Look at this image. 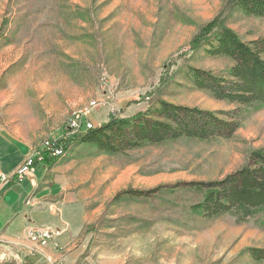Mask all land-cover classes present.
<instances>
[{
	"label": "rangeland",
	"instance_id": "1",
	"mask_svg": "<svg viewBox=\"0 0 264 264\" xmlns=\"http://www.w3.org/2000/svg\"><path fill=\"white\" fill-rule=\"evenodd\" d=\"M216 16L227 18L245 39L264 35V21L243 15L231 0H0V28L8 36L0 43V66L6 67L0 87L7 95L0 124L31 146L24 161L48 139L82 133L87 121L95 127L110 115L132 116L159 99L235 111L238 105L193 87L181 72L188 65L217 73L230 67L229 60L190 46ZM76 113H82L79 125L84 122L78 130L71 126ZM263 146L264 106L247 110L230 138H182L118 155L72 148L49 165L35 193L65 178L62 196L81 194L73 212L65 211L80 216L72 228L80 219L81 231L64 245L62 236L72 230L67 223L41 224L60 233L58 246L40 247L29 239L24 222L29 244L0 241V264H103L101 256L110 251V264H254L245 254L249 247H264V226L257 219L264 213L242 222L231 214L199 222L192 216L198 195L189 194L187 203L179 189L192 180L223 178ZM2 153L5 170L22 158L19 152ZM43 163L36 164V177L14 183L9 198L16 200L0 207V231L11 212L32 201L28 195L43 177ZM3 173L4 184L15 178V172ZM52 186L39 194L59 191ZM157 187L177 191H160L151 202L138 194ZM59 200L60 194L47 211L61 215ZM41 217L53 219L50 213ZM16 224L9 227L21 226ZM49 246L53 256L46 252Z\"/></svg>",
	"mask_w": 264,
	"mask_h": 264
},
{
	"label": "trees",
	"instance_id": "2",
	"mask_svg": "<svg viewBox=\"0 0 264 264\" xmlns=\"http://www.w3.org/2000/svg\"><path fill=\"white\" fill-rule=\"evenodd\" d=\"M231 2L243 15L264 21V0ZM226 20L216 16L203 25L190 46L192 51L202 52L205 56L229 60L230 67L224 73H217L188 65L181 72L193 87L209 92L217 100L238 105L235 111L206 110L159 99L132 116L110 115L106 122L86 128L76 136L59 138L55 145L61 146L65 155L70 149L82 146L92 149L94 154L118 155L145 145L182 138L232 137L247 110L264 106V35L245 39ZM7 37L6 29L0 28V42L7 43ZM39 150L43 154L41 162L46 165L56 163L61 157L48 152L45 143ZM184 184L179 189L187 199L184 202L188 203L194 193L200 199L192 206L195 213L192 216L199 222L214 221L225 214L242 222L264 213V146L253 149L243 166L223 178L192 180ZM176 188L161 190L162 187H157L138 194L151 202L160 191L174 194ZM257 219L264 226V216ZM245 255L254 264H264V247H249Z\"/></svg>",
	"mask_w": 264,
	"mask_h": 264
},
{
	"label": "crops",
	"instance_id": "3",
	"mask_svg": "<svg viewBox=\"0 0 264 264\" xmlns=\"http://www.w3.org/2000/svg\"><path fill=\"white\" fill-rule=\"evenodd\" d=\"M2 43V42H0ZM2 64V61H1ZM2 69L0 71V83H2V76L4 75L5 71H6V67L4 66H0ZM7 101V95H6V91L4 89H2V87H0V110L5 106ZM18 132H12L7 130L3 125L0 124V159H2L3 150H9L12 151V153L15 152H19L22 156L20 162L11 167L10 165H7L8 168L5 170L4 165L0 162V169L3 170V172L12 175L17 167L22 163L23 159L25 158L26 154L30 153L31 151V146L29 145V143L24 142L23 140H20L18 137ZM10 148V149H9ZM40 148V147H39ZM38 148V149H39ZM44 164V174L42 179L40 180L39 183L36 182V185L33 186V190L31 193H29L28 196L33 195V199L31 202H28V204L26 203L25 205H22V209L21 210H16L15 212H11V214L9 215V221L7 223H5L2 227V230L0 231V241L1 242H9V241H14L16 243L18 242H22V243H26L29 244V240L26 241L25 238L23 237V231L21 230V227L23 225L24 222H27L28 224L34 223V224H47V225H56V224H68L69 227L72 228L73 224H74V220L76 218H80L79 215L71 214H65L66 210H70L72 207H75L76 204V199L79 198V196L81 194H72V193H64V195L62 196L61 192L63 191V182L65 181V178L63 179H55L54 182H52L49 186L53 185V186H58L59 191H57L55 194L52 193H45L43 194H39L40 191H47L49 186H44L42 185V187L39 188V191L35 193V190L39 187L40 184L44 183V180H46L47 175H48V169L50 168L49 165ZM56 167V166H55ZM55 167L51 168V171H57ZM36 177V176H34ZM33 178V177H30ZM25 179V178H24ZM16 180L18 181V179L12 178L11 181H9L8 183L4 184L0 182V207H9L13 204V202L16 199H11L9 198V195L11 193V188L15 186V182ZM48 182H45V185ZM52 186V187H53ZM53 191V190H52ZM76 193V192H75ZM60 194V199L58 202L59 204L57 205L58 208L62 211V214L58 215L55 214L53 211H47L50 207L48 205V203H51L50 206H53L54 201H55V197L59 196ZM49 207V208H48ZM50 210V209H49ZM71 212H73V210H70ZM50 213L51 216L53 217L52 220L50 221H45L42 220L41 216ZM78 223L80 225L79 220L77 219ZM19 225H21L18 228H13V227H9L10 224H15L17 223ZM16 224V225H18ZM79 225L77 226L76 229L72 228V230L67 231L61 238L62 243L65 245L69 242V240H72V237L76 235V232L81 231ZM79 228V229H78ZM62 244V245H63ZM114 247H111V249ZM117 249V248H115ZM52 248L49 246L46 250L47 254H49L50 256L52 255ZM116 251V250H114ZM111 252H106L104 255L105 256H101L102 260L101 263H105V264H110L109 262V258H111ZM53 256V255H52ZM109 257V258H107ZM107 258V259H106ZM106 259V260H105ZM160 261H163L162 259H160Z\"/></svg>",
	"mask_w": 264,
	"mask_h": 264
},
{
	"label": "built area",
	"instance_id": "4",
	"mask_svg": "<svg viewBox=\"0 0 264 264\" xmlns=\"http://www.w3.org/2000/svg\"><path fill=\"white\" fill-rule=\"evenodd\" d=\"M82 117V113H76L75 119L71 120V126L75 129H81L84 122L81 120L79 125L78 120ZM87 128L92 126L93 124L90 121L86 122ZM57 138L48 139L45 141V146L47 151L52 155H56L58 153L59 145H55V141ZM43 159V154L41 150L37 149L32 154H30L23 163L18 167L15 171L14 176L18 180H22L26 177H34L36 173V164L41 162ZM8 180V176L0 171V182H6ZM27 233L29 238H34V240H38V244H42L43 247L53 244L58 246V239L60 230L57 228H52L51 226H45L41 224L31 223L28 225Z\"/></svg>",
	"mask_w": 264,
	"mask_h": 264
},
{
	"label": "bare ground",
	"instance_id": "5",
	"mask_svg": "<svg viewBox=\"0 0 264 264\" xmlns=\"http://www.w3.org/2000/svg\"><path fill=\"white\" fill-rule=\"evenodd\" d=\"M94 126L92 125V126H90V127H88V128H93ZM64 154V150H63V148L60 146L59 147V149H58V153L56 154V155H58V156H62ZM55 155V156H56ZM34 244H36V246L38 245V246H40V247H43L42 246V244H38V240H34V238H29Z\"/></svg>",
	"mask_w": 264,
	"mask_h": 264
}]
</instances>
